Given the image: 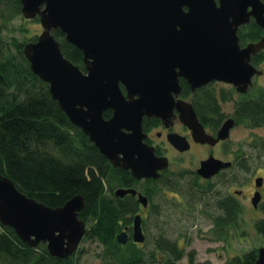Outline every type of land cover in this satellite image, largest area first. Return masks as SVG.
<instances>
[{
    "label": "water",
    "instance_id": "1",
    "mask_svg": "<svg viewBox=\"0 0 264 264\" xmlns=\"http://www.w3.org/2000/svg\"><path fill=\"white\" fill-rule=\"evenodd\" d=\"M21 3L23 15L39 17L44 27L36 41L25 45L32 70L49 83L53 98L71 122L89 135L115 166L130 168L139 178L156 176L159 166L152 163L159 158L143 142L145 115L167 118L178 106L195 138H205L193 108L175 102L173 93L181 89L179 77L187 78L194 88L220 79L246 91L257 72L252 55L264 49V36L243 46L238 34L252 17L264 30V0ZM54 29H61L66 40L83 52L85 71L64 55ZM109 108L114 114L106 119L103 113ZM171 140L182 146L181 141ZM217 169L209 160L202 162L199 171L210 175ZM129 192L131 189L117 191L121 195ZM84 205L79 194L62 206H49L0 174V224L12 227L33 247L46 243L55 257L68 258L78 248L87 230L79 218ZM133 237L136 242L145 240L140 216ZM118 239L125 243L127 232L120 233ZM258 254L256 264H264V246Z\"/></svg>",
    "mask_w": 264,
    "mask_h": 264
},
{
    "label": "trees",
    "instance_id": "2",
    "mask_svg": "<svg viewBox=\"0 0 264 264\" xmlns=\"http://www.w3.org/2000/svg\"><path fill=\"white\" fill-rule=\"evenodd\" d=\"M18 17L23 18L21 0H0V174L9 176L29 197L52 207L62 206L81 194L85 205L79 218L88 226L82 242L98 240L104 245L100 257L114 264H179L185 257L189 264H213L211 260L197 259L196 250L189 249L190 239L179 244L178 239L167 235L166 229L157 230L153 247L145 244V248H140L128 240L119 241L118 235L126 232L121 231L120 221L133 213L135 203L131 198H115L114 190L133 186V178L126 170L111 166L99 147L71 122L53 98L48 82L32 70L24 49L26 43L37 36L22 40L13 34L12 40H7L9 29L16 31L10 25ZM20 28L26 31V27ZM53 33L64 55L85 71L83 52L66 40L61 29ZM239 35L241 43L245 44L261 39L264 30L252 20L239 29ZM262 61L264 50L253 56L254 63ZM253 92L245 98L248 102L238 105L234 97L224 91H219L213 102L211 93L208 92L207 98L204 93V105L211 107L216 117L234 108L235 114L247 119L252 127L264 129V89L257 88ZM105 117H109L107 112ZM261 150L264 151V145ZM234 208L233 202L227 206L228 222L237 217ZM218 219H222L220 215ZM255 226L264 238V220ZM235 233L234 228H216L207 234L211 240L227 241L234 238ZM159 250L164 254L162 260L157 256ZM81 251L79 246L68 258H58L49 252L46 243L33 247L12 227L0 224V264H77V254ZM257 257L258 251L254 248L234 255L227 263L255 264Z\"/></svg>",
    "mask_w": 264,
    "mask_h": 264
},
{
    "label": "flooded vegetation",
    "instance_id": "3",
    "mask_svg": "<svg viewBox=\"0 0 264 264\" xmlns=\"http://www.w3.org/2000/svg\"><path fill=\"white\" fill-rule=\"evenodd\" d=\"M252 20L255 21L252 18L239 29L251 23ZM36 36L38 37V34L34 35ZM250 42L242 45L245 46ZM254 55L251 62L257 72L252 76V84L246 91H241L235 84L220 79L211 80L194 88L187 78L179 77L181 89L178 93H173L175 102L179 103L180 107L193 108L199 123L202 124L204 140L195 138L193 129L184 122L183 111L178 106L174 107L172 115L167 118L144 116L143 142L151 147L156 158L160 159L152 161L156 165L159 163L156 176L139 178L130 168L115 166L105 156L111 166L126 170L133 178V186L119 187L114 190L115 198H131L135 203L133 213L120 221L121 231H126L129 235L128 242H132L136 247L145 248V240L136 242L133 237L137 216H140L141 227L147 239V229L167 230L171 228L172 223H180V220H184L182 216L173 218V215L178 213L184 216L195 214L196 218H201L200 221L203 223L200 230L204 229L205 224L207 232L216 228H234L236 231L243 232L249 225L247 214H255V216L264 214V151L261 150L264 145V134H260V131L264 133V129L252 127L247 119L235 114L234 108L216 117L211 107L204 105L206 99H203V94L205 93L207 98L209 92L210 100L213 102L215 96H219V91H224L234 97V102L236 101L238 105L248 102L249 100L245 98L250 93L253 94L255 89H264V85L257 83L258 79L264 76V61L254 63ZM106 112L109 117H105ZM113 114L114 110L111 108L103 113L106 119L111 118ZM205 116H208L207 120ZM240 129L247 131L248 134L235 141L234 131ZM172 137L174 140L181 141L182 146L172 142ZM245 146L250 150L245 149ZM120 156L122 157L121 154ZM137 156L135 154L136 158ZM209 160L214 161L218 169L210 175H204L199 169L203 161ZM119 189H131V192L121 195L117 193ZM231 202L234 203V213L237 212V217L233 222H228L227 206ZM218 215L222 219H218ZM261 220L264 218L258 219L253 227L256 228L255 225ZM185 240L184 238L181 242L184 243ZM95 241L102 248L99 255H103L104 245L96 239ZM215 241H223L224 245L226 243L216 238ZM157 256L161 260L164 259L163 251H157ZM219 257L222 258V255ZM224 261L225 264L228 262L226 259Z\"/></svg>",
    "mask_w": 264,
    "mask_h": 264
},
{
    "label": "rangeland",
    "instance_id": "4",
    "mask_svg": "<svg viewBox=\"0 0 264 264\" xmlns=\"http://www.w3.org/2000/svg\"><path fill=\"white\" fill-rule=\"evenodd\" d=\"M11 29H15V32L7 33V40L11 41L12 37L15 35L20 39H30L32 36L37 35L42 32L43 26L39 21L36 20H26L25 18L18 17L15 19L11 25ZM20 27H26V31L22 32ZM17 28V29H16ZM14 34V35H13ZM264 67V65H263ZM82 69V68H81ZM83 70V69H82ZM257 83L264 85V76L260 77ZM49 84V83H48ZM50 86V85H49ZM247 131L240 129L234 131L233 137L235 141L240 140L242 137H246ZM260 134H264L260 131ZM245 149L250 150L245 146ZM184 217V220H180V223H172L170 229L164 230L167 235L174 240H179L181 244L183 239H190L191 244L189 249H195L197 252L198 260H211L213 264H225L224 259L228 260L237 254H242L254 248H259L264 245L263 236L253 227L255 222L264 218V214L255 216V214H247L246 218L248 222V229L241 231H236L234 238L227 240L225 245L223 241H215L210 239V234H207V228L204 224V229L200 230V226L203 223L200 221L201 218H196L195 214H189L184 216L183 214H174L173 218ZM147 240L146 244L149 247H153V238L158 234L157 229L149 228L147 229ZM180 236H184L183 239ZM181 239V241H180ZM81 252L77 254L79 259L77 264H114L112 261H107L100 257L99 253L102 250L101 246L95 240H85L80 244ZM222 255V258L219 257ZM179 264H189L187 257L179 261ZM228 264V263H226Z\"/></svg>",
    "mask_w": 264,
    "mask_h": 264
},
{
    "label": "bare ground",
    "instance_id": "5",
    "mask_svg": "<svg viewBox=\"0 0 264 264\" xmlns=\"http://www.w3.org/2000/svg\"><path fill=\"white\" fill-rule=\"evenodd\" d=\"M162 2H163V0H162ZM165 21H168V20H165ZM121 24H122V23H121ZM121 24H120V25H121Z\"/></svg>",
    "mask_w": 264,
    "mask_h": 264
}]
</instances>
